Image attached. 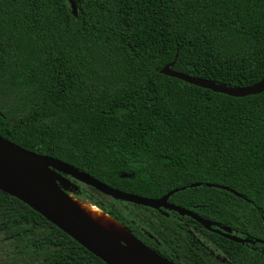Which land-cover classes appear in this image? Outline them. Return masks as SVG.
<instances>
[{
    "label": "trees",
    "instance_id": "1",
    "mask_svg": "<svg viewBox=\"0 0 264 264\" xmlns=\"http://www.w3.org/2000/svg\"><path fill=\"white\" fill-rule=\"evenodd\" d=\"M75 2L78 16L68 0H0V136L130 194L156 199L185 187L169 201L264 241V92L236 98L160 72L175 61V71L225 86L260 81L264 0ZM80 191L178 264H264L263 243ZM0 232L8 264H106L2 191Z\"/></svg>",
    "mask_w": 264,
    "mask_h": 264
},
{
    "label": "water",
    "instance_id": "2",
    "mask_svg": "<svg viewBox=\"0 0 264 264\" xmlns=\"http://www.w3.org/2000/svg\"><path fill=\"white\" fill-rule=\"evenodd\" d=\"M68 2L71 5L73 14L78 16L75 0H68ZM174 65L175 61L164 66L160 71L161 74L236 98L258 95L264 92V78L251 86L231 87L177 72L173 69ZM71 179L111 197L115 201L151 208L164 214L166 212H175L180 216L190 217L207 231L233 242L239 244H255L259 242L264 244L263 240L254 241L250 238L240 237L234 234L229 227L205 219L189 209L171 203L169 201L170 197L178 191L186 189L185 187L174 189L156 199L130 194L112 188L87 172L81 171L58 158L26 150L9 139L0 136V191L28 205L106 264H178L152 250L123 224L150 251L129 249L125 243L115 241L96 227L63 193L60 185L78 188ZM197 186H200V184L194 183L190 185V187ZM209 186L227 190L238 197H242V195L228 187L212 184H209Z\"/></svg>",
    "mask_w": 264,
    "mask_h": 264
},
{
    "label": "bare ground",
    "instance_id": "3",
    "mask_svg": "<svg viewBox=\"0 0 264 264\" xmlns=\"http://www.w3.org/2000/svg\"><path fill=\"white\" fill-rule=\"evenodd\" d=\"M66 198L96 227L105 232L115 241L125 243L129 249L136 251H150L142 242L131 234L121 223L111 217L109 214L80 198L74 193H68L62 190Z\"/></svg>",
    "mask_w": 264,
    "mask_h": 264
},
{
    "label": "rangeland",
    "instance_id": "4",
    "mask_svg": "<svg viewBox=\"0 0 264 264\" xmlns=\"http://www.w3.org/2000/svg\"><path fill=\"white\" fill-rule=\"evenodd\" d=\"M72 182L74 184H76V186L78 187L77 189L75 188H72V187H69V186H66V185H60L61 188L68 192V193H74L76 194L77 196H79L80 198L82 199H85V197L83 196L82 192L80 191V187L81 185H84V184H81L80 182L78 181H75L73 179H71ZM95 194L103 201H106V202H109V203H112V202H117L115 201L114 199H112L111 197L109 196H106L100 192H95ZM119 206H121L122 208L124 209V211L126 212V214H128L129 212H134V213H137V214H142L143 212L142 211H139L137 208H134L133 206H126L124 205L123 203H117ZM197 236L199 237V239L201 241H203L216 255H220L221 252L220 250L214 245L211 243V241L206 237L204 236L202 233L200 232H197ZM11 246H10V240L5 236V234L3 233H0V264H8L9 261H8V256H12V251H11Z\"/></svg>",
    "mask_w": 264,
    "mask_h": 264
},
{
    "label": "flooded vegetation",
    "instance_id": "5",
    "mask_svg": "<svg viewBox=\"0 0 264 264\" xmlns=\"http://www.w3.org/2000/svg\"><path fill=\"white\" fill-rule=\"evenodd\" d=\"M0 233H1V232H0ZM3 234H4V233H3ZM5 236H6V235H5ZM9 240H10V239H9ZM9 257H10V256H8V258H9ZM8 261H9V262H11L12 260H11V259H9Z\"/></svg>",
    "mask_w": 264,
    "mask_h": 264
}]
</instances>
